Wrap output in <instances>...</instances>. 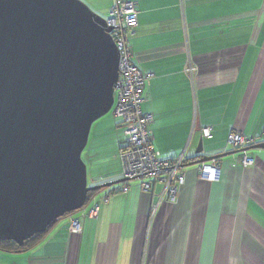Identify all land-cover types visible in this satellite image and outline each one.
I'll use <instances>...</instances> for the list:
<instances>
[{"label": "crops", "instance_id": "obj_1", "mask_svg": "<svg viewBox=\"0 0 264 264\" xmlns=\"http://www.w3.org/2000/svg\"><path fill=\"white\" fill-rule=\"evenodd\" d=\"M114 1L91 3L108 18ZM135 1L132 61L153 73L142 110L153 116L162 157L184 156L185 185L153 219L163 184L147 193L140 181L127 192L124 182L100 189L93 195L98 215L86 218L82 233L69 232L65 216L32 248L0 251V264H264V148H253L264 143V0ZM117 122L97 128L110 139L97 148L105 154L88 174L90 186L123 179L118 154L126 145ZM206 128L212 137H203ZM233 131L257 141L229 147ZM222 154L213 160L219 180H199L202 164L194 163ZM244 155L255 165L241 166Z\"/></svg>", "mask_w": 264, "mask_h": 264}, {"label": "water", "instance_id": "obj_2", "mask_svg": "<svg viewBox=\"0 0 264 264\" xmlns=\"http://www.w3.org/2000/svg\"><path fill=\"white\" fill-rule=\"evenodd\" d=\"M111 31L82 0H0V241L23 246L82 210L89 193L126 181L90 186L82 158L115 105Z\"/></svg>", "mask_w": 264, "mask_h": 264}, {"label": "built area", "instance_id": "obj_3", "mask_svg": "<svg viewBox=\"0 0 264 264\" xmlns=\"http://www.w3.org/2000/svg\"><path fill=\"white\" fill-rule=\"evenodd\" d=\"M138 6L135 0H115L108 17V25L112 27L111 37L120 54V78L116 89L115 105L112 109L115 117L124 121V133L127 137L126 146L121 150V174L128 181H140L141 191L150 192L154 183L163 184L160 201L154 206L152 214L156 215L163 200L174 201L179 191L186 183L184 172V156L170 160L163 158L154 147L153 132L150 124L153 122L151 114L144 113L142 104L145 101V87L147 80L153 73L142 72L132 61L130 38L138 26ZM189 71L193 69L189 68ZM203 137H211V129L203 130ZM262 137L264 138V132ZM257 136H247L240 131L229 134L228 144L241 148L254 144ZM241 164L245 167L255 165V159L244 156ZM221 167L216 163H203L198 169V179L205 182L219 180ZM127 181V182H128ZM129 182L125 185L124 192L129 190ZM94 200L91 199L89 204ZM88 204L77 213L86 210ZM99 212L98 204L83 217H69L68 230L71 233H81L83 219L92 217V213ZM96 215V217H97Z\"/></svg>", "mask_w": 264, "mask_h": 264}, {"label": "rangeland", "instance_id": "obj_4", "mask_svg": "<svg viewBox=\"0 0 264 264\" xmlns=\"http://www.w3.org/2000/svg\"><path fill=\"white\" fill-rule=\"evenodd\" d=\"M84 3H86L94 12H96L97 14H99V15H101L102 17H105L106 15H103V12H97V11H95L94 10V6L92 5V3H91V0H82ZM88 1H90V2H88ZM263 9V8H262ZM261 9V10H262ZM263 16V15H262ZM106 19H108L107 18V16L105 17ZM115 116L113 115V111H111V112H109L107 115H105L104 117H102L101 119H99L98 121H96L94 124H93V126H92V129H91V132H90V136H89V140H88V145H87V147H86V149L84 150V152H83V154H82V158H83V160L85 161V163L87 164V167H88V174H90L92 171H96V169H100V166H102L101 164H100V159L102 158V156L105 154V152H103L101 155H100V153L98 152V150H97V148L99 147V145L100 144H106L108 141H109V139H110V137H109V132H105V133H102V132H98V127L100 126V128H102V129H106L107 127H108V124L111 126V124L114 122V124L115 123H118L117 121L118 120H116L115 118H114ZM121 133V136H123V138H124V142H125V145H126V139H127V137H126V135H125V133H124V129H123V131L121 130L120 131ZM98 133H101V134H98ZM113 134H115L114 133V131H113ZM116 137V136H115ZM211 137H212V135H211ZM229 137V136H228ZM207 138H210V137H207ZM227 142H228V139H227ZM228 144V143H227ZM229 145V144H228ZM229 147H232V146H230L229 145ZM246 147V146H245ZM245 147H241V148H235V147H232V148H234V149H244ZM88 152L90 153V155L91 156H89V155H87L88 154ZM245 156V155H244ZM243 156V157H244ZM246 156H248V155H246ZM243 157L240 159V161H239V163H240V165L241 166H243L242 164H241V162H242V159H243ZM249 157V156H248ZM251 158H253V157H251ZM166 159H168V158H166ZM255 159V158H254ZM170 160H173V159H170ZM204 163H207V162H204ZM203 164V163H202ZM219 165V164H218ZM220 166V165H219ZM254 166V165H253ZM243 167H245V166H243ZM248 167H250V166H248ZM186 174V173H185ZM123 179H125L124 177H123ZM128 180L126 179V181L124 182V187H123V189L125 188V185H127V183L129 182H131V181H128ZM210 183H212V182H210ZM136 184V183H135ZM129 185V184H128ZM179 194V193H178ZM177 198V197H176ZM176 200V199H175ZM174 200V201H175ZM172 201V200H171ZM95 204H96V201H93V202H91L88 206H87V208H86V210H83V211H81L80 212V214H78V216H80V217H83V216H85L94 206H95ZM119 214L120 213H117V215L116 216H119ZM96 215H97V212H95V213H92V217L93 216H95L96 217ZM121 215V214H120ZM95 217H93V218H95ZM124 218V216H122L121 217V219H123ZM154 218V214H152V219ZM88 219H91V218H88ZM114 223H118V222H114Z\"/></svg>", "mask_w": 264, "mask_h": 264}, {"label": "trees", "instance_id": "obj_5", "mask_svg": "<svg viewBox=\"0 0 264 264\" xmlns=\"http://www.w3.org/2000/svg\"><path fill=\"white\" fill-rule=\"evenodd\" d=\"M114 118L116 120H118L124 126V121L122 119L117 118V117H114ZM121 150L119 151V154H120ZM119 154H118V158H119ZM120 173H121V165H120ZM96 192L97 191L89 193L88 200H87L86 204L89 205V202L91 201V199L93 198V195ZM96 204H97V201H96ZM98 206H99V204H98ZM87 218H89V217H87ZM50 228L51 227H49L48 230ZM48 230L46 232L42 233V234L35 235L34 237H32L29 240H26L23 246H19L14 241H0V251H4V252H23V251H26V250L32 248L33 246H35L36 244H38L45 237V235L47 234Z\"/></svg>", "mask_w": 264, "mask_h": 264}, {"label": "flooded vegetation", "instance_id": "obj_6", "mask_svg": "<svg viewBox=\"0 0 264 264\" xmlns=\"http://www.w3.org/2000/svg\"><path fill=\"white\" fill-rule=\"evenodd\" d=\"M78 214H80V212L79 213H77V212L71 213V214H68L66 216H68V217H77ZM69 223H70V221H69Z\"/></svg>", "mask_w": 264, "mask_h": 264}]
</instances>
